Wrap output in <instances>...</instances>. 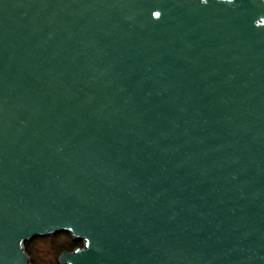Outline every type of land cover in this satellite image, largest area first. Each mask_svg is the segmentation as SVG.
Listing matches in <instances>:
<instances>
[{
  "label": "water",
  "instance_id": "water-1",
  "mask_svg": "<svg viewBox=\"0 0 264 264\" xmlns=\"http://www.w3.org/2000/svg\"><path fill=\"white\" fill-rule=\"evenodd\" d=\"M264 264V0H0V264Z\"/></svg>",
  "mask_w": 264,
  "mask_h": 264
},
{
  "label": "trees",
  "instance_id": "trees-1",
  "mask_svg": "<svg viewBox=\"0 0 264 264\" xmlns=\"http://www.w3.org/2000/svg\"><path fill=\"white\" fill-rule=\"evenodd\" d=\"M82 246L83 241L76 240L70 233L40 236L24 244L32 264H61L60 255Z\"/></svg>",
  "mask_w": 264,
  "mask_h": 264
}]
</instances>
